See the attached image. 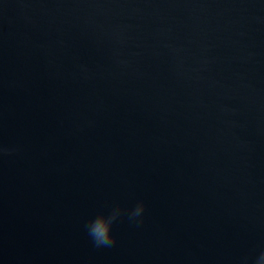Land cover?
I'll list each match as a JSON object with an SVG mask.
<instances>
[{"label":"water","instance_id":"water-1","mask_svg":"<svg viewBox=\"0 0 264 264\" xmlns=\"http://www.w3.org/2000/svg\"><path fill=\"white\" fill-rule=\"evenodd\" d=\"M0 145V264H255L264 0H0Z\"/></svg>","mask_w":264,"mask_h":264},{"label":"clouds","instance_id":"clouds-1","mask_svg":"<svg viewBox=\"0 0 264 264\" xmlns=\"http://www.w3.org/2000/svg\"><path fill=\"white\" fill-rule=\"evenodd\" d=\"M14 149L6 148L0 145V155L10 154ZM145 210V203L141 200L131 209L128 219L136 222L137 218L143 219L142 214ZM123 209L119 204L115 205L110 212L99 211L85 225L88 236L91 238L94 247L110 248L114 245L116 237L112 231L114 222L122 215ZM86 264H98V261L91 259ZM246 264V260L244 262ZM255 264H264V251H261L257 257Z\"/></svg>","mask_w":264,"mask_h":264}]
</instances>
